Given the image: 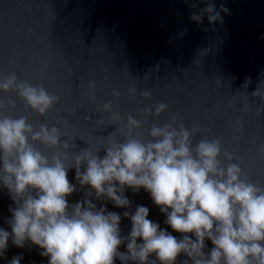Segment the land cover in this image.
Here are the masks:
<instances>
[{
	"label": "water",
	"instance_id": "1",
	"mask_svg": "<svg viewBox=\"0 0 264 264\" xmlns=\"http://www.w3.org/2000/svg\"><path fill=\"white\" fill-rule=\"evenodd\" d=\"M207 0H0V76L15 73L19 80L40 84L59 97L46 114L31 110L13 92L0 91L5 114L26 116L35 128L39 124L57 126L68 148L36 146L48 155L82 148L100 150L106 137L123 139L127 117L141 121L135 129L145 140L153 124L162 126L171 116L177 125L196 128L192 144L207 137L219 138L221 150L241 159L243 175L264 186V100L251 93L264 91V0H213L223 22L190 19L192 12L205 7ZM195 4L196 7H192ZM246 78H250L244 87ZM95 88V102L87 99L89 83ZM135 92L130 93L129 89ZM151 92L150 97L141 95ZM119 93L113 96V92ZM15 107L8 109V101ZM111 102L120 122L100 128L96 119L100 106ZM165 103L159 115L143 114V109ZM85 117H90L86 119ZM207 131H204V130ZM222 158V157H221ZM83 168V166H82ZM75 169L68 179L74 180ZM132 202L149 208V218L163 223L164 215L141 189L125 193ZM74 191L69 203L83 198ZM99 207L101 201H93ZM14 203L0 187V227L8 229L5 218ZM107 210L124 209L105 204ZM121 233L130 221L122 216ZM169 231H172L168 228ZM179 237L181 234L173 232ZM206 249L212 244L206 240ZM124 251V246H120ZM28 243L14 246L11 239L0 264L22 256L21 264H47V257ZM183 253L177 257L181 264ZM115 264H120L117 259Z\"/></svg>",
	"mask_w": 264,
	"mask_h": 264
},
{
	"label": "clouds",
	"instance_id": "2",
	"mask_svg": "<svg viewBox=\"0 0 264 264\" xmlns=\"http://www.w3.org/2000/svg\"><path fill=\"white\" fill-rule=\"evenodd\" d=\"M221 12L229 10L224 4L217 10L213 0H207L190 19L200 23L206 14L210 24L222 23ZM94 88L90 82L86 93L92 102ZM0 91L15 93L40 115L59 99L15 73L0 76ZM141 95L150 97L151 92ZM251 95L264 100L258 87ZM5 107L0 104V187L15 206L5 218L8 229L0 227V258L11 239L18 248L36 246L47 264H115L117 259L120 264H176L181 253V264H264V186L243 175L241 159L222 152L219 138L204 137L193 145L198 130L177 125L173 115L162 126L153 124L145 140L133 131L141 121L129 115L123 139L106 136L103 156L98 154L101 149L82 148L69 162L66 151L49 158L36 146L67 149L60 128L42 123L34 129L26 116L5 114ZM14 107L15 101L9 100L7 108ZM112 108L111 102L100 106V128L106 124L103 113H110L108 125L116 128L114 122H120ZM166 109L161 102L142 111L147 116ZM73 168L76 183L68 179ZM127 189L146 191L172 231L150 219L146 205L133 209ZM74 191H82L83 198L69 203ZM94 200L101 201L99 207ZM109 202L123 212L107 210ZM122 216L130 221L126 235L121 233ZM206 240L212 244L207 251ZM21 259L14 256L7 264H21Z\"/></svg>",
	"mask_w": 264,
	"mask_h": 264
}]
</instances>
